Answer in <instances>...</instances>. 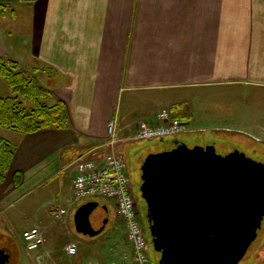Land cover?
Returning a JSON list of instances; mask_svg holds the SVG:
<instances>
[{"label": "crops", "instance_id": "obj_1", "mask_svg": "<svg viewBox=\"0 0 264 264\" xmlns=\"http://www.w3.org/2000/svg\"><path fill=\"white\" fill-rule=\"evenodd\" d=\"M0 5L5 6L0 55L23 68L35 61L51 68V77L37 72L49 91L41 102L62 101L68 118L65 128L33 133L0 127L14 150L0 183V219L5 206L41 186L52 185L58 206L73 203L72 162L106 140L114 116L122 133L133 134L139 119L152 120L166 108L188 123L183 134L204 136L194 144L213 143L208 138L216 132L241 131L230 127L225 111L210 108L212 100L264 89V0H35L29 5L0 0ZM61 219L58 231L50 230L54 242L72 239L68 218ZM55 248L53 243L33 256L40 259L46 252L72 263L75 256Z\"/></svg>", "mask_w": 264, "mask_h": 264}, {"label": "water", "instance_id": "obj_2", "mask_svg": "<svg viewBox=\"0 0 264 264\" xmlns=\"http://www.w3.org/2000/svg\"><path fill=\"white\" fill-rule=\"evenodd\" d=\"M174 143L171 150L148 154L140 167L150 236L161 253L158 264H237L263 222L264 170L239 151L222 155L212 144ZM97 206L90 201L76 209L79 233L95 236L103 230L91 225ZM8 260L0 250V264Z\"/></svg>", "mask_w": 264, "mask_h": 264}, {"label": "rangeland", "instance_id": "obj_3", "mask_svg": "<svg viewBox=\"0 0 264 264\" xmlns=\"http://www.w3.org/2000/svg\"><path fill=\"white\" fill-rule=\"evenodd\" d=\"M6 22L10 21L7 20ZM12 31L13 36L11 38H15V30ZM0 56L5 61L8 59L15 61L19 69L24 70L27 76L34 77L39 84L38 71L45 72L50 77L54 74L51 68L45 70L44 68L47 66L40 65L36 61L33 62L31 67L23 68L13 57L2 54ZM34 67H37L38 70L34 71ZM11 95H13L12 89L7 81L0 77V96ZM19 99L22 100V104L26 109L33 107V101L21 96H19ZM210 108L215 109V112L218 113L225 111L226 114H229L226 115L227 118L232 121L230 127L241 131V133L216 132L213 136H208L209 141L215 143L217 153L225 154L236 147L264 160V89H241L238 92H232L230 95L218 96V98L212 100ZM1 130L7 131V128L3 127ZM7 136L9 137V134ZM121 136L122 141L118 145V151L125 159L132 194L138 207L139 219L149 241L146 231L147 225L143 220L144 202L140 198L139 192L140 167L148 154L171 149L175 139L165 137L163 140H131L127 137L132 135L125 132ZM177 138L194 146L196 145L194 143L199 142L201 138L204 139V136L190 133L181 134ZM51 188H53L52 185L41 186L22 201L5 206V212L0 219V250H5L9 255V260L5 264H30L31 261L34 264H66V262L59 260L57 256L47 257L46 252L43 253L44 255L40 259H35L33 255L41 254L48 246L53 247V243L55 249L61 247V252H65L64 247L70 241L77 244V252L71 264H133L130 258V245L126 238L124 223L120 217L115 215L112 202L101 197L92 199V201L98 203V206L90 215L91 225L94 229L103 226V230L95 236H88L79 233L73 222L74 212L84 200L75 201L73 199V203H65L63 206L67 209V213L60 218H54L50 214V209L54 205L58 206V199ZM65 217L69 220L72 239L67 242L63 240L54 242V236L50 230L58 231V221ZM105 220L106 223H104ZM33 226L43 229L46 236L44 235L45 241L40 249L28 251L22 240V232ZM46 231L48 232L46 233ZM46 237L50 241L49 243L46 241ZM67 237L66 235V238L62 239H67ZM148 254L150 264H157L159 254L154 251L150 243ZM31 255L34 259L29 258ZM82 256V262L79 263ZM239 264H264V224L257 239L252 243Z\"/></svg>", "mask_w": 264, "mask_h": 264}, {"label": "built area", "instance_id": "obj_4", "mask_svg": "<svg viewBox=\"0 0 264 264\" xmlns=\"http://www.w3.org/2000/svg\"><path fill=\"white\" fill-rule=\"evenodd\" d=\"M189 130L188 123L175 117L170 110L160 109L152 120L139 119L131 140H152L176 137ZM117 116L107 122L106 140L76 156L72 165L71 179L73 196L76 201H88L95 197L105 198L113 204L115 215L120 217L126 229L133 264H150L147 240L139 219L138 207L132 194L124 157L118 151L122 141ZM67 213L64 206H54L50 214L60 218ZM22 240L28 251H36L44 244V235L38 226L25 229ZM67 255L74 256L77 244L66 245Z\"/></svg>", "mask_w": 264, "mask_h": 264}, {"label": "trees", "instance_id": "obj_5", "mask_svg": "<svg viewBox=\"0 0 264 264\" xmlns=\"http://www.w3.org/2000/svg\"><path fill=\"white\" fill-rule=\"evenodd\" d=\"M19 1L29 5L35 0ZM4 14L5 6L0 5V15ZM14 15L12 12L13 17ZM44 69L50 68L45 67ZM33 70L36 71L38 68L34 67ZM0 77L7 81L13 92L11 96H0V127H7L25 134L50 126L56 128L67 126L68 118L64 103L57 101L53 105H48L41 102V99L46 97L49 91L41 86L34 77L27 76L24 70L19 69L15 61L11 59L5 61L0 56ZM19 96L33 101V107L26 109ZM13 153V145L0 136V183L5 178ZM15 181L18 182V175Z\"/></svg>", "mask_w": 264, "mask_h": 264}, {"label": "flooded vegetation", "instance_id": "obj_6", "mask_svg": "<svg viewBox=\"0 0 264 264\" xmlns=\"http://www.w3.org/2000/svg\"><path fill=\"white\" fill-rule=\"evenodd\" d=\"M174 139H175V140H178L179 143H180V142L185 143L183 140H181V139H179V138H177V137H175ZM175 140H174V141H175ZM185 144H186L188 147H193L192 145H189V144H187V143H185ZM209 144L214 145L215 150H216V145H215L214 142H213V143H207V144H201V146H206V145H209ZM175 147H176V144L174 143V145L172 146L171 149H173V148H175ZM171 149H169V150H171ZM166 151H167V150H166ZM234 151H239L240 153H243L245 159H246L249 163L255 164L257 168H262V169L264 170V160H262V159H260V158H257V157H255V156H253V155L247 153L246 151L242 150L241 148H236V147H235V148H233V149H230V151H228V152H226L225 154H222V155H226V154H229V153L234 152ZM216 153H217V151H216ZM217 154H220V153H217ZM140 171H141V170H140ZM263 173H264V171H263ZM140 180H141V174H140ZM258 181H260V180L258 179ZM260 182H262V181H260ZM263 183H264V182H263ZM141 184H142V180L140 181V186H141ZM139 192H140V188H139ZM140 198L143 200V202H144V207H145V209H144V214H143V220L146 222V225H147L146 231H147V236H148V238H149V241H148V239H147V237H146V235H145L146 240H147V246H148V248H149V243H150L151 246H152V248L154 249V251L157 252V253L159 254V258H158V260H157V264H158V261H159V259H160V254H161V253H160L159 251L155 250V248H154V246H153L152 237L150 236V231H149L150 222H149V219H148V217H147V204H146V202L144 201V199L141 197V193H140ZM87 202H88V201H85L84 203H87ZM84 203H83V204H84ZM251 206L254 207V203H253V202L251 203ZM248 214H249V216H252V211H249ZM246 220H247V218L244 220L243 223H245ZM263 224H264V218H263V222H262V224L260 225V229H259V231H258L256 237L250 242V244L248 245V247H247V249H246V251H245L243 257L239 260V262H238L237 264L240 263V261L244 258V256H245V254L247 253L248 249H249L250 246L252 245V243L257 239V237H258V235H259V233H260V231H261V229H262ZM142 227H143V226H142ZM143 230H144V227H143ZM144 233H145V230H144ZM3 251L6 253L5 250H3ZM7 262H8V261H7ZM7 262H6V263H7Z\"/></svg>", "mask_w": 264, "mask_h": 264}]
</instances>
